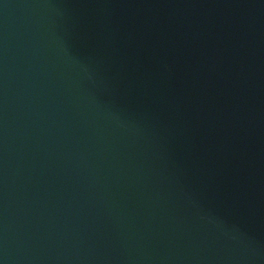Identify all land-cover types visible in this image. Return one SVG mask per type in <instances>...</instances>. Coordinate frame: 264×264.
<instances>
[{
	"label": "water",
	"instance_id": "1",
	"mask_svg": "<svg viewBox=\"0 0 264 264\" xmlns=\"http://www.w3.org/2000/svg\"><path fill=\"white\" fill-rule=\"evenodd\" d=\"M3 264H264V0H0Z\"/></svg>",
	"mask_w": 264,
	"mask_h": 264
},
{
	"label": "snow or ice",
	"instance_id": "2",
	"mask_svg": "<svg viewBox=\"0 0 264 264\" xmlns=\"http://www.w3.org/2000/svg\"><path fill=\"white\" fill-rule=\"evenodd\" d=\"M0 264H3V261L2 260H0Z\"/></svg>",
	"mask_w": 264,
	"mask_h": 264
}]
</instances>
